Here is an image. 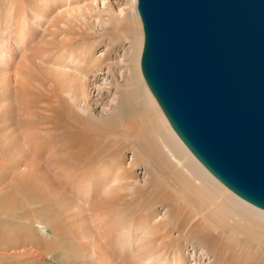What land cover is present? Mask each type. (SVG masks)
<instances>
[{
  "label": "bare ground",
  "instance_id": "1",
  "mask_svg": "<svg viewBox=\"0 0 264 264\" xmlns=\"http://www.w3.org/2000/svg\"><path fill=\"white\" fill-rule=\"evenodd\" d=\"M85 1L0 0V63L5 67L0 82V250L10 242L9 219H2L8 215L49 225L54 238L49 251L73 252L81 245L85 253L78 248L81 254L74 253L82 264H189L186 249L194 264L203 259L264 264V210L195 158L144 81L137 0L132 17L119 28L122 9L106 18L112 35L104 57L95 54L99 43L70 28H58L45 46H31L33 16L62 9L63 18L72 15V24L73 8ZM126 40L130 47L117 66L124 69L110 115L98 120L92 112L79 114L77 106L88 109L90 86H96L100 70L114 68L108 56ZM125 148L132 150L129 165L122 157ZM141 165L152 173L150 186L135 182ZM8 193L17 199L12 210L25 209L29 216L1 207V195ZM157 205L165 208L162 219ZM86 255L91 262L82 260ZM7 257L0 253V259Z\"/></svg>",
  "mask_w": 264,
  "mask_h": 264
},
{
  "label": "water",
  "instance_id": "2",
  "mask_svg": "<svg viewBox=\"0 0 264 264\" xmlns=\"http://www.w3.org/2000/svg\"><path fill=\"white\" fill-rule=\"evenodd\" d=\"M140 69L220 182L264 210V0H137Z\"/></svg>",
  "mask_w": 264,
  "mask_h": 264
},
{
  "label": "rangeland",
  "instance_id": "3",
  "mask_svg": "<svg viewBox=\"0 0 264 264\" xmlns=\"http://www.w3.org/2000/svg\"><path fill=\"white\" fill-rule=\"evenodd\" d=\"M132 1L133 0H104V1L87 0L84 3H81L79 6L73 8V10H76V13L72 24H70V19L72 18V15L70 16L66 14V18H63V16L60 14V12H62V9L56 11L49 10L45 12L43 15L39 12L36 16H33L32 21L29 23V29L32 32V39H33L31 46L33 45L45 46L47 42L52 40L53 36L56 37V35L58 34V28L62 27L65 32H68L70 28V31H75L78 33L80 32L86 33L85 36L90 37L91 39H94L97 43H99L96 47L95 54L97 56L104 57L105 52L109 48V44L106 45L105 43H108L112 35V32L107 30L109 24L106 23V18H108L109 14L111 15L114 14L116 10L122 9L124 15L121 17L122 21L118 23V28H119L120 25L123 24L125 20L132 17V14L134 13ZM82 4L86 5V7L81 8ZM119 33L120 35H122V32ZM3 36H4L3 28H2V24L0 23V55H1L2 46L4 45ZM129 47H130V43L128 42V40L122 41L120 49H118L115 53H112L110 56H108L107 61L112 66H114V68L111 67L107 69V67H104L103 70H100V74H98L96 77V82H95L96 86L95 87L90 86V94L88 97V104H89L88 109L83 110L82 105L77 106L76 110L79 112V114L86 115L92 112L93 113L92 117L95 119L98 118V120L99 118L102 117L106 118L108 115H110L111 113L110 107H113L114 99H116L117 96L115 93V83L117 82V78L119 77V74H121V72L124 69V66L118 68L117 66L122 63L121 60L125 58L123 55L124 53L128 52ZM20 56H21L20 54L17 55L16 59H19ZM4 68H5L4 65L0 63V82L5 72ZM12 71L13 68L10 69V72ZM175 148L177 150H181L178 146H175ZM122 157L125 160V164L129 165L132 158V150L130 148H125L122 153ZM190 159L188 160L190 161ZM168 162L170 165H173V163L170 160H168ZM193 163H191L192 166L195 165V163L194 165ZM145 167H146L145 165L136 167L137 169H136L135 182L136 184H141V185L147 184V186H150L151 184L150 179L152 178L151 176L152 173L150 172L149 168L147 167L145 168ZM195 167L197 168L192 167L194 171L204 175L202 168L200 172L199 171L200 167L199 166H195ZM205 178L208 180L212 179L211 177H205ZM212 182L215 185L218 184L214 179ZM8 195L9 196H7L6 194L1 195L2 203H3L1 207L9 214L12 212H18L17 213L18 215H23L24 214L23 212H25L27 213V216H29L30 212L27 210L25 211V209L12 210L16 207L17 199H14V197L11 198L12 196L11 193H8ZM5 207L9 208V210L5 209ZM157 210L159 213L158 219H162V217L165 216L166 214L165 208H163V206L157 205ZM6 218L9 219L10 228H8V230L10 231H8L9 234L8 237L10 238L11 244L13 243L12 244L13 246H11L10 242H6V246L2 250H0V253H4L8 255L7 258L0 259V264H18V263L19 264H82V261L76 258L77 255L74 253L76 252L81 254L80 251H83L81 245L79 244H77L76 250L78 248L80 251L74 250L73 252L72 251L66 252L64 248L56 249V247L51 249L50 250L51 252L49 251V248L47 247L49 246L48 242L49 240L50 241L54 240L53 231L49 225L45 226L40 223H36L35 225L33 224L30 225L28 221L27 222L22 221L23 218L21 217L19 219L17 217H11L8 215L2 216V219H6ZM26 226H29V228L27 229ZM14 235H16L17 238L14 237L15 241L12 242L11 237ZM175 235H177V233H175ZM42 239L45 241L46 245L43 243L44 241ZM46 247L47 249H45ZM44 252L47 253L44 254ZM191 253L192 251L190 249L188 250L186 249L185 254L186 256L189 255V264H194L195 263L194 259L190 261V259L192 258ZM62 255H64V257ZM84 259L86 260V262L88 261L91 262L92 260V259L90 260V257H88L87 255L86 258L84 257L82 260L85 261ZM203 260L200 261L199 264H212L211 259L210 260L206 259L204 260L205 262ZM92 264H97V263L92 262Z\"/></svg>",
  "mask_w": 264,
  "mask_h": 264
}]
</instances>
